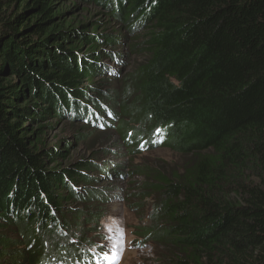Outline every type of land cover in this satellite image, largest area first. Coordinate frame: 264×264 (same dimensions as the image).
<instances>
[{"label":"trees","instance_id":"trees-1","mask_svg":"<svg viewBox=\"0 0 264 264\" xmlns=\"http://www.w3.org/2000/svg\"><path fill=\"white\" fill-rule=\"evenodd\" d=\"M58 1L0 0V264L105 261L90 174L108 152L55 168L61 149L35 127L47 116L91 137L113 128L124 156L180 158L171 174L140 172L142 199L157 197L138 241L156 245L152 264H264V0H90L144 38L123 78L82 46L103 41L87 25L57 22ZM105 74V97L82 90Z\"/></svg>","mask_w":264,"mask_h":264},{"label":"rangeland","instance_id":"rangeland-1","mask_svg":"<svg viewBox=\"0 0 264 264\" xmlns=\"http://www.w3.org/2000/svg\"><path fill=\"white\" fill-rule=\"evenodd\" d=\"M55 12L61 8L66 15L57 19V22L71 24V26H79L85 24L88 26L87 32L98 36L103 41L91 40L82 46L94 49L96 56L103 57L104 64L118 71V78L126 76L128 73L135 71L138 65L145 60V55L139 52L133 54L132 47L143 44L144 38H135L129 31L121 25L120 22L110 23L105 14L106 10L97 6L90 0H59L56 3ZM139 33H145L140 31ZM139 47L137 49H139ZM119 53L123 59H115L114 54ZM113 56V58H112ZM120 60V62H118ZM113 77L112 74L96 77L93 80L85 79L83 81L82 90L87 91L92 97L103 96L109 90L108 85L102 82L103 78ZM106 81V80H104ZM110 83H113L110 81ZM41 126L45 128V140L47 148L58 147L61 152L52 161H49L57 169H61L71 162L80 158L91 157L93 152L106 150L108 154L105 159L98 163V171L90 174L93 184H99L100 190L104 191L103 198L106 199L101 207L107 210V214L103 218L101 233L103 239L99 240L98 247L103 251L96 250L95 258L104 252L101 256L105 257L115 255L113 250V241L118 238V229H122L124 233L123 254L119 260V264H152L151 259H155L156 245L154 242L144 246L143 242L138 244L141 238L140 231L142 226H149L151 221L149 215L152 208L157 205V197H149L142 199V188L145 182L141 175V169H152L158 172H166L171 174L181 166L180 158L169 148H154L143 152L141 155L124 156L116 146L118 138L110 139L113 135V128H108V135H98L95 137L88 136L79 123L69 121L67 118L47 116L41 120L35 127ZM110 139V140H109ZM117 139V140H116ZM103 144V145H101ZM101 145V146H100ZM122 171L116 172L118 183L114 184V176L109 171H117L118 167ZM113 167V169H111ZM115 169V170H114ZM113 185V188L107 189ZM58 193H60L58 191ZM62 195L68 196L65 191ZM142 199V200H141ZM92 204V203H91ZM73 206V205H71ZM69 207V206H68ZM94 207V206H93ZM70 210V209H69ZM109 229H112L110 232ZM11 233L6 228L0 229L1 235ZM97 234H88V238H94ZM111 237V239H109ZM97 240V238L95 239ZM8 260V257L5 258ZM96 264V262H95ZM98 264H109L105 259Z\"/></svg>","mask_w":264,"mask_h":264},{"label":"snow or ice","instance_id":"snow-or-ice-1","mask_svg":"<svg viewBox=\"0 0 264 264\" xmlns=\"http://www.w3.org/2000/svg\"><path fill=\"white\" fill-rule=\"evenodd\" d=\"M111 232L112 229H109ZM118 238L113 241V250L115 251V255L109 256L107 253L105 254V259L109 261V264H119V260L123 254L124 248V233L122 229H118ZM111 239V237L109 238Z\"/></svg>","mask_w":264,"mask_h":264}]
</instances>
